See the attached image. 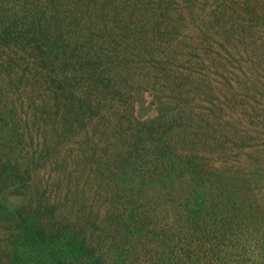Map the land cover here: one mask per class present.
I'll return each mask as SVG.
<instances>
[{
  "label": "rangeland",
  "instance_id": "1",
  "mask_svg": "<svg viewBox=\"0 0 264 264\" xmlns=\"http://www.w3.org/2000/svg\"><path fill=\"white\" fill-rule=\"evenodd\" d=\"M0 202V264L57 263L31 207L62 264H264V0H0Z\"/></svg>",
  "mask_w": 264,
  "mask_h": 264
},
{
  "label": "trees",
  "instance_id": "2",
  "mask_svg": "<svg viewBox=\"0 0 264 264\" xmlns=\"http://www.w3.org/2000/svg\"><path fill=\"white\" fill-rule=\"evenodd\" d=\"M39 210L31 207V213H28L25 216L21 213L20 209L14 213H8L7 218H10V221L15 222H12V228L18 231V236L25 238L22 244L31 245V248H33V246H38L40 252L44 253L46 256H49L51 251L53 261H56V264H62L61 259H65L72 249L86 246L84 245L86 243L78 244V240L76 241V239L73 238L75 234L77 235L80 233L79 231H74L73 233L68 232V228H66L67 226H62V222L59 223L56 221L55 223L53 218L45 215V212L43 213ZM45 210L48 211V209ZM3 214H5V210L0 202V217L4 216V218H6ZM56 225H58V229H56ZM67 236L69 237L68 239ZM87 240L85 239L84 241ZM48 261H50L49 257H47V262ZM103 262L105 261L98 259L96 264H105Z\"/></svg>",
  "mask_w": 264,
  "mask_h": 264
}]
</instances>
